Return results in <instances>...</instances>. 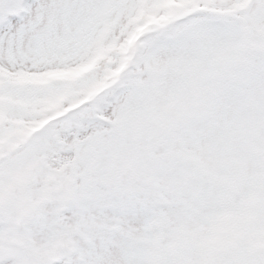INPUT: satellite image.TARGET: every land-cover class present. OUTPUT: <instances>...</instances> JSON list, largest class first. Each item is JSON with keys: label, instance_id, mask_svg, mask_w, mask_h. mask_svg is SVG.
<instances>
[{"label": "snow or ice", "instance_id": "1", "mask_svg": "<svg viewBox=\"0 0 264 264\" xmlns=\"http://www.w3.org/2000/svg\"><path fill=\"white\" fill-rule=\"evenodd\" d=\"M0 264H264V0H0Z\"/></svg>", "mask_w": 264, "mask_h": 264}]
</instances>
